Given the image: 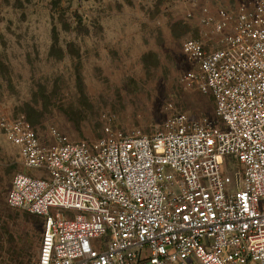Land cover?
I'll list each match as a JSON object with an SVG mask.
<instances>
[{"label":"built area","instance_id":"1","mask_svg":"<svg viewBox=\"0 0 264 264\" xmlns=\"http://www.w3.org/2000/svg\"><path fill=\"white\" fill-rule=\"evenodd\" d=\"M199 22L220 39L183 43L197 66L185 79L213 96L220 127L177 113L152 135L51 129L44 143L24 116L0 117L25 170L41 171L17 174L7 197L45 220L33 264H264V0L201 5Z\"/></svg>","mask_w":264,"mask_h":264},{"label":"rangeland","instance_id":"2","mask_svg":"<svg viewBox=\"0 0 264 264\" xmlns=\"http://www.w3.org/2000/svg\"><path fill=\"white\" fill-rule=\"evenodd\" d=\"M251 1L0 0V117L26 116L44 143L51 129L89 142L108 127L152 135L177 113L220 127L213 96L185 79L197 66L183 43L218 47L201 5L237 12ZM39 172L25 170L0 130V264L39 256L44 219L7 203L17 174Z\"/></svg>","mask_w":264,"mask_h":264},{"label":"trees","instance_id":"3","mask_svg":"<svg viewBox=\"0 0 264 264\" xmlns=\"http://www.w3.org/2000/svg\"><path fill=\"white\" fill-rule=\"evenodd\" d=\"M207 95H209V94H207ZM210 96V95H209ZM213 101H214V99H213ZM214 104H215V102H214ZM21 116H24V115H21ZM17 117H19V116H17ZM26 119H27V121L32 125V127L36 130V128L34 127V125L31 123V121H29V119L26 117V116H24ZM37 132V131H36ZM38 133V132H37ZM39 135V134H38ZM23 211V210H22ZM25 212H27V211H25ZM27 213H29V212H27ZM34 215V214H33ZM37 216V215H36ZM38 217H41V216H38ZM41 218H43V217H41ZM44 219V218H43ZM44 228H45V220H44ZM43 234H44V232H43ZM41 244H42V242H41ZM40 250H41V248H40ZM39 255H40V252H39ZM38 258H39V256L37 257V259L34 261V262H36L37 260H38Z\"/></svg>","mask_w":264,"mask_h":264}]
</instances>
